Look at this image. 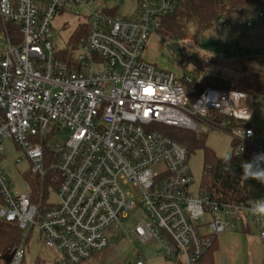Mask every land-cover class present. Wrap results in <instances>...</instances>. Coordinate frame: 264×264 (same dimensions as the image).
<instances>
[{"label": "built area", "instance_id": "built-area-1", "mask_svg": "<svg viewBox=\"0 0 264 264\" xmlns=\"http://www.w3.org/2000/svg\"><path fill=\"white\" fill-rule=\"evenodd\" d=\"M87 1L0 0V33L8 41L0 48V145L12 139L25 151L32 174L42 178L48 148L58 182L57 203L38 207L30 184L14 194L0 166V220L16 223L23 235L9 264L24 263L34 228L44 246L59 253V264H81L107 250V229L121 227L137 209L144 213L134 228L140 243L157 242L161 257H181L183 264H199L217 236L235 230L237 222L254 223L264 241V201L232 205L207 194L195 197L187 148L161 130H222L238 141L235 154L253 147L264 166V146L256 143L251 114L241 105L252 96L199 91L192 76L144 59L150 35L177 10L175 0H137L130 17L118 15L117 5L108 7L110 0H97L102 8L90 9L79 55L62 59L53 45L54 21L66 7ZM218 23L230 21L222 14ZM7 24L16 26L20 41ZM237 25L253 27L243 20ZM184 42L196 47L193 40ZM220 46L226 58L228 45ZM257 58H264V49L239 51L234 60ZM62 128L70 138L50 140V129ZM135 264L147 263L140 258Z\"/></svg>", "mask_w": 264, "mask_h": 264}, {"label": "rangeland", "instance_id": "rangeland-1", "mask_svg": "<svg viewBox=\"0 0 264 264\" xmlns=\"http://www.w3.org/2000/svg\"><path fill=\"white\" fill-rule=\"evenodd\" d=\"M108 7L118 6L117 12L120 16H133L138 9L137 0H110L106 2ZM102 8L97 0H88L86 4H78L68 6L62 14H59L54 21L53 29V45L60 53L63 51L72 52L71 56L75 58L79 55L78 47L74 48L72 37L79 33L80 27H84L89 22L90 9ZM227 20L230 21L228 25L218 23L214 28L208 30L204 35L195 37L193 32L185 34L180 40L178 46L170 49L156 34H151L144 52V59L150 63L155 64L160 69L176 72L178 74L185 73L189 76L193 75V69L200 64L201 68L207 71L208 75H220L224 79H231L235 81L241 76V65L237 60H234L236 53L254 52L258 49H264V0L260 3L254 4L249 10L240 14H223ZM238 20H243L253 24L251 29L242 30L236 28ZM67 26V28H66ZM244 36H239V34ZM236 39L237 44L231 41ZM193 40L196 44L195 48L186 45L184 41ZM227 43L228 51L230 52L226 58L221 56V44ZM8 41L2 33H0V48L6 49ZM174 53L179 56L176 60ZM198 63V64H197ZM259 61L245 62L246 65L255 66L256 69L262 70V65ZM182 64H186L184 71ZM264 95H258L255 99H243L241 105L245 106L251 116L253 127H259L264 124ZM199 139H203L205 144L214 150L218 156H228L233 153L232 134L218 129H209L206 132H194ZM206 133V134H203ZM264 129L262 128V132ZM50 140L66 141L70 138L71 131L62 128L50 129ZM263 140L260 139L262 146ZM188 165L193 177V183L189 187V192L195 197L202 194V176H203V151L196 149L194 153L190 154ZM0 166L5 170L10 183L13 185L12 190L14 194L20 195L26 191L25 184L29 183L32 187V165L25 154V151L18 147L12 139H5L0 145ZM159 168H155L158 170ZM133 194L135 190L132 186L125 188ZM39 201L36 203L38 207L51 206L57 203V193L55 188L49 187L46 194V202L42 204V196L44 197V190L39 192ZM144 217L141 209H137L131 213L127 219H122V226L125 229L135 228L140 222V218ZM207 215L201 223L208 221ZM204 231V230H203ZM29 233V232H28ZM27 234V233H26ZM139 247H144L139 242L136 243ZM40 258L46 264H55L60 262V255L58 252L48 249L42 243L39 231L34 228L30 233L25 254V264H34L35 260ZM169 260V259H168ZM175 264H183V259H172ZM94 259L87 260L81 264H93Z\"/></svg>", "mask_w": 264, "mask_h": 264}, {"label": "trees", "instance_id": "trees-1", "mask_svg": "<svg viewBox=\"0 0 264 264\" xmlns=\"http://www.w3.org/2000/svg\"><path fill=\"white\" fill-rule=\"evenodd\" d=\"M262 0H175L177 10L174 14L162 19L161 27L157 35L172 49L178 46L180 40L189 32H193L195 37L204 35L208 30L214 28L222 14H240L249 10L254 4ZM0 23V27H1ZM9 33L13 37H18L19 33L15 25H6ZM83 32H79L72 37L74 48L78 47L80 37L86 33L87 27H83ZM20 41L19 38L16 42ZM72 52L63 51L60 53L62 59H66ZM176 60H179L177 53H174ZM259 61L262 70L255 66L246 65L245 62ZM241 67V76L235 81L224 79L217 75H208L198 64L193 71V87L199 91L207 87L219 88L223 90L239 91L251 95L255 98L264 95V58L237 60ZM258 63V64H259ZM184 71L187 65L182 64ZM235 124V123H234ZM161 130L177 140L188 150L189 157L196 149L203 151V176L201 191L207 194L210 199L218 204L238 205L250 201H264V166L257 157V151L253 147L247 148L245 153L235 154L234 151L228 156H218L213 149L208 147L203 139L196 137L192 131L162 127ZM206 134V133H203ZM238 141L232 138V146L235 149ZM57 162L48 148H45V168L48 170L45 177L32 174V201L38 203L41 189L44 190L42 204L46 202V190L57 188L58 182L54 179L56 171L50 169L53 163ZM3 200L0 195V206ZM22 231L16 223L0 220V264H9L14 250L22 242ZM217 250V239L211 248L204 254L199 264H214V253ZM25 264V261L24 263ZM34 264H46L40 258ZM58 264V263H55Z\"/></svg>", "mask_w": 264, "mask_h": 264}, {"label": "crops", "instance_id": "crops-1", "mask_svg": "<svg viewBox=\"0 0 264 264\" xmlns=\"http://www.w3.org/2000/svg\"><path fill=\"white\" fill-rule=\"evenodd\" d=\"M236 28L247 30L237 24ZM251 123L252 118L250 125ZM259 127L261 129L253 127L256 131V143H260V139L264 141V133H261L264 124L259 123ZM107 237L108 249L95 253L91 258L94 259L93 264H135L140 258L147 264H175L172 259L168 260L159 255L162 247L157 242L143 244L144 247L137 246L136 243L140 241L134 233V228L112 226L107 229ZM214 264H264V241L259 237L258 227L251 221L237 222L235 230H227L218 235Z\"/></svg>", "mask_w": 264, "mask_h": 264}, {"label": "water", "instance_id": "water-1", "mask_svg": "<svg viewBox=\"0 0 264 264\" xmlns=\"http://www.w3.org/2000/svg\"><path fill=\"white\" fill-rule=\"evenodd\" d=\"M204 131L206 132V129H204ZM11 259H12V257H11ZM11 259L9 260V263L11 262Z\"/></svg>", "mask_w": 264, "mask_h": 264}, {"label": "clouds", "instance_id": "clouds-1", "mask_svg": "<svg viewBox=\"0 0 264 264\" xmlns=\"http://www.w3.org/2000/svg\"><path fill=\"white\" fill-rule=\"evenodd\" d=\"M262 210H264V209H262Z\"/></svg>", "mask_w": 264, "mask_h": 264}]
</instances>
